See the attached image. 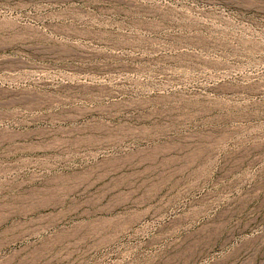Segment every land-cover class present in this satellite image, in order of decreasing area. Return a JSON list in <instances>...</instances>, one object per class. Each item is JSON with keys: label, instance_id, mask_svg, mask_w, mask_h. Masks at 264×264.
I'll list each match as a JSON object with an SVG mask.
<instances>
[{"label": "rangeland", "instance_id": "1", "mask_svg": "<svg viewBox=\"0 0 264 264\" xmlns=\"http://www.w3.org/2000/svg\"><path fill=\"white\" fill-rule=\"evenodd\" d=\"M0 124V264H264V0H0Z\"/></svg>", "mask_w": 264, "mask_h": 264}, {"label": "bare ground", "instance_id": "2", "mask_svg": "<svg viewBox=\"0 0 264 264\" xmlns=\"http://www.w3.org/2000/svg\"><path fill=\"white\" fill-rule=\"evenodd\" d=\"M143 99H145V98H143ZM143 99H141V100H143ZM140 100V101H141ZM150 100V99H149ZM145 101V100H144ZM146 101H148V100H146ZM151 101H153V100H150V103H151ZM136 102H137V100H136ZM149 102V101H148ZM147 102V103H148ZM157 102V101H156ZM134 103V102H133ZM138 103H140V102H138ZM149 103V104H150ZM155 103V102H154ZM135 104V103H134ZM141 104L142 103H140L139 104V106L141 107ZM146 104V103H145ZM156 104V103H155ZM138 105V104H137ZM147 106V105H146ZM145 106V107H146ZM149 106V105H148ZM151 107V106H150ZM154 107V106H153ZM155 108V107H154ZM153 108V109H154ZM156 109V108H155ZM151 110V109H150ZM3 118V117H2ZM1 118V119H2ZM8 120H9V118H8ZM18 120V119H17ZM33 121V120H32ZM13 122H14V120H13ZM17 122H20V120H18ZM22 122V121H21ZM28 122V121H27ZM26 122V123H27ZM30 122H31V120H30ZM4 123V122H3ZM23 123V122H22ZM7 124V123H6ZM16 124V123H15ZM0 125H2V124H0ZM28 125V124H27ZM6 126V125H5ZM21 126V125H20ZM40 126V125H39ZM18 127V126H17ZM41 127V126H40ZM44 127V126H43ZM47 127V126H46ZM3 128V127H2ZM6 128H7V126H6ZM22 128V127H21ZM8 129V128H7ZM10 129H13L12 127L10 128ZM44 129V128H43ZM43 129H41V128H39V129H34L33 127L32 128H28V127H24L23 129H20V130H16V131H8L7 133L6 132H4V134L2 135V136H4V138L6 137L7 139H9V140H11V141H16L17 142V140L16 139H19V140H22V146H24L23 145V143H27V145L28 144H31V142H38L39 144L40 143H44L43 142V140L41 139V137L44 135V130ZM6 130V129H5ZM15 130V129H14ZM46 130V129H45ZM49 129H47L46 131H48ZM52 131V130H51ZM50 131V132H51ZM49 132V133H50ZM2 134V133H1ZM48 134V133H47ZM1 136V135H0ZM44 137V136H43ZM47 138V137H46ZM1 139H3V138H1ZM1 139H0V141H1ZM6 139V140H7ZM5 140V139H4ZM45 140V139H44ZM48 140V142L50 141L49 139H47ZM51 140H53V139H51ZM8 142V141H7ZM47 142V141H46ZM45 142V143H46ZM36 143L34 144V145H36ZM9 144V143H8ZM20 144V143H19ZM41 144V145H42ZM7 145V144H6ZM12 145V144H11ZM10 145V146H11ZM15 145V144H14ZM13 145V146H14ZM40 145V146H41ZM17 146H19L18 144H17ZM12 147V146H11ZM30 147H32V146H30ZM36 147V146H35ZM41 147H43V146H41ZM20 149H22L21 147H19ZM14 149H15V147H14ZM6 181V180H5ZM14 209V208H13ZM22 209V208H21ZM18 210H19V208H18ZM11 211V210H10ZM16 211H17V209H16ZM21 211V210H20ZM11 213V212H10ZM20 214V213H19ZM16 215V214H15ZM9 216H11V215H9ZM8 217V216H7ZM2 219V218H1ZM3 219H6V217L5 218H3ZM14 223V222H13ZM12 223V224H13ZM4 225H6V223L4 224ZM14 225V224H13ZM16 225V224H15ZM19 225V224H18ZM12 226V225H11ZM11 228V227H10ZM13 228V227H12ZM16 228H17V225H16ZM14 229V228H13ZM17 230V229H16ZM2 232H3V229L1 230ZM4 231H5V229H4ZM11 231V230H10ZM13 231V230H12ZM11 231V232H12ZM15 231V230H14ZM6 233V232H5Z\"/></svg>", "mask_w": 264, "mask_h": 264}]
</instances>
